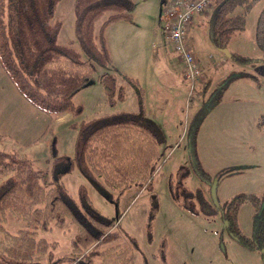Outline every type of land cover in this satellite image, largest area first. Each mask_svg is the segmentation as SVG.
Segmentation results:
<instances>
[{"label": "rangeland", "instance_id": "374dc122", "mask_svg": "<svg viewBox=\"0 0 264 264\" xmlns=\"http://www.w3.org/2000/svg\"><path fill=\"white\" fill-rule=\"evenodd\" d=\"M74 1L60 0L54 20L61 23L58 43L70 44L80 52ZM171 1L133 0L132 22H117L104 30L114 68L119 75L138 80L144 91L143 107L157 113L155 121L163 128L157 124L166 145L160 147L161 157L152 174L151 189L145 188L148 181L130 185L123 192H102L76 168L62 181L74 199L78 198L81 186L87 189L93 207L114 222L113 230L118 235L115 242L101 249L115 245L129 248L130 264H262L258 253L244 250L232 240L218 215L193 214L179 207L171 198L168 177L187 167L190 172L184 186L189 190L201 189L219 210L238 195L264 193V66L241 65L224 53L226 50L260 59L255 35L264 1L246 13L244 29L232 35L225 49L210 39L211 12L193 18L187 44L198 67L212 80L213 95L217 94L219 82L245 72V76L228 84L220 103L204 116L196 131L199 117L194 119V113L207 97L190 102L192 90L181 75L183 64L173 48L165 45L164 10ZM243 11L242 6L236 7L233 15ZM72 101L82 110L77 117L42 112L18 92L0 65V150L24 155L34 162L35 168L48 171L53 161L49 152L52 143L56 144L58 155L73 157L77 133L74 124L141 109L136 93L129 88L124 99L111 106L100 81L81 89ZM252 213L251 205L245 202L239 220L245 234L251 228ZM5 228L15 233L23 228V223L8 215ZM76 233L70 220L62 228L40 232L39 237L58 243L51 260L40 257V262L65 264Z\"/></svg>", "mask_w": 264, "mask_h": 264}, {"label": "trees", "instance_id": "16d2710c", "mask_svg": "<svg viewBox=\"0 0 264 264\" xmlns=\"http://www.w3.org/2000/svg\"><path fill=\"white\" fill-rule=\"evenodd\" d=\"M59 1L0 0V65L18 92L49 115L77 117L82 110L73 105L72 98L100 81L111 106L122 101L129 88L136 93L141 109L74 124L77 133L73 157L58 155L56 144L52 143L49 152L53 161L48 171L35 168L34 162L24 155L0 150V264H43L40 257L50 261L58 243L48 242L38 234L53 227L62 228L67 220L76 226L77 233L65 264H97V260L100 264H130L129 248L115 245L101 249L118 239L114 222L93 207L84 186L74 199L62 179L76 168L102 192H123L130 185L148 181L145 188L151 189L165 137L143 107L144 91L137 80L119 75L114 68L104 36L109 25L132 20L135 4L133 0H75L79 52L70 44L58 43L61 23L54 18ZM263 1H220L208 12L211 41L225 49L232 35L244 29L246 13ZM239 6L244 11L233 15ZM255 45L260 59L235 53H230L229 58L241 65L264 66V5L256 24ZM202 75L201 83L189 98L195 102L207 97L194 113V119L199 117L195 131L204 116L220 103L228 84L245 76V72L219 82L214 95L212 80ZM189 172L182 167L168 177L171 198L190 213L213 215L203 191L184 186ZM245 202L251 205L253 213L251 228L242 240L245 239V249L258 253L264 264V193L245 195ZM8 215L22 222L23 228L15 233L7 231Z\"/></svg>", "mask_w": 264, "mask_h": 264}, {"label": "built area", "instance_id": "2783aa9c", "mask_svg": "<svg viewBox=\"0 0 264 264\" xmlns=\"http://www.w3.org/2000/svg\"><path fill=\"white\" fill-rule=\"evenodd\" d=\"M221 0H172L164 10V35L175 54L183 64L182 75L189 83L191 96L200 84L202 71L198 67L193 51L187 44L189 27L197 15H203Z\"/></svg>", "mask_w": 264, "mask_h": 264}, {"label": "flooded vegetation", "instance_id": "af4514ba", "mask_svg": "<svg viewBox=\"0 0 264 264\" xmlns=\"http://www.w3.org/2000/svg\"><path fill=\"white\" fill-rule=\"evenodd\" d=\"M211 207L213 208L214 214L211 216H216L221 219L222 224L228 232V235L232 238V240L238 245L241 246L242 249L245 250V232L242 231L239 220L242 215V210L245 207V194L238 195L236 197L228 200L222 209H218V207L211 202ZM245 220V217H244Z\"/></svg>", "mask_w": 264, "mask_h": 264}, {"label": "crops", "instance_id": "0c3cea01", "mask_svg": "<svg viewBox=\"0 0 264 264\" xmlns=\"http://www.w3.org/2000/svg\"><path fill=\"white\" fill-rule=\"evenodd\" d=\"M131 22H132V20H130ZM131 22H128V23H131ZM134 28V27H133ZM134 30L136 31V28H134ZM135 31H133V33H135ZM164 41H165V45L167 44L168 46H170L169 45V43L167 42V40H166V38H165V35H164ZM107 41V47H108V50H109V54H111V50H110V41L109 40H106ZM178 60H179V58H178ZM180 61V60H179ZM181 62V61H180ZM227 62V61H226ZM224 63H225V61H224ZM114 65V64H113ZM3 69V68H2ZM4 71V70H3ZM5 72V71H4ZM6 74V73H5ZM7 75V74H6ZM181 75H182V71H181ZM8 76V75H7ZM205 76H206V74H205ZM138 81V80H137ZM159 99H161V97H159ZM145 111H146V113L148 114V117L152 120V121H154L156 124H158L156 121H155V117H156V112H151L150 110H149V108H147V106H145ZM159 125V124H158ZM160 126V125H159ZM161 127V126H160ZM162 128V127H161ZM163 129V128H162ZM166 145V140H165V144H164V146Z\"/></svg>", "mask_w": 264, "mask_h": 264}, {"label": "water", "instance_id": "95a60500", "mask_svg": "<svg viewBox=\"0 0 264 264\" xmlns=\"http://www.w3.org/2000/svg\"><path fill=\"white\" fill-rule=\"evenodd\" d=\"M224 53H225L228 57L231 56L230 53H228L226 50H224Z\"/></svg>", "mask_w": 264, "mask_h": 264}]
</instances>
